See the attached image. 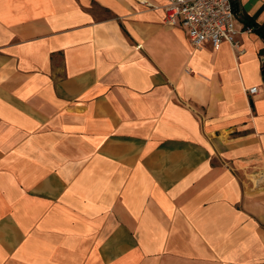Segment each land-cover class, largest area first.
Instances as JSON below:
<instances>
[{"label": "crops", "instance_id": "1", "mask_svg": "<svg viewBox=\"0 0 264 264\" xmlns=\"http://www.w3.org/2000/svg\"><path fill=\"white\" fill-rule=\"evenodd\" d=\"M168 2L0 0V264H264V0Z\"/></svg>", "mask_w": 264, "mask_h": 264}, {"label": "built area", "instance_id": "2", "mask_svg": "<svg viewBox=\"0 0 264 264\" xmlns=\"http://www.w3.org/2000/svg\"><path fill=\"white\" fill-rule=\"evenodd\" d=\"M164 9L166 22L185 27L195 47L210 44L218 49L224 42L239 45L233 0H169ZM248 92L255 94L257 87Z\"/></svg>", "mask_w": 264, "mask_h": 264}, {"label": "trees", "instance_id": "3", "mask_svg": "<svg viewBox=\"0 0 264 264\" xmlns=\"http://www.w3.org/2000/svg\"><path fill=\"white\" fill-rule=\"evenodd\" d=\"M263 71H264V68H263Z\"/></svg>", "mask_w": 264, "mask_h": 264}]
</instances>
